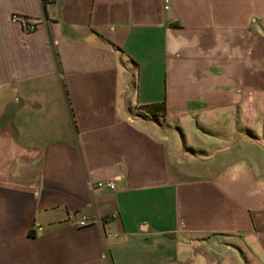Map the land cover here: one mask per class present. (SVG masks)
<instances>
[{
	"label": "crops",
	"instance_id": "0c3cea01",
	"mask_svg": "<svg viewBox=\"0 0 264 264\" xmlns=\"http://www.w3.org/2000/svg\"><path fill=\"white\" fill-rule=\"evenodd\" d=\"M211 260L264 264V0H0V264Z\"/></svg>",
	"mask_w": 264,
	"mask_h": 264
},
{
	"label": "built area",
	"instance_id": "2783aa9c",
	"mask_svg": "<svg viewBox=\"0 0 264 264\" xmlns=\"http://www.w3.org/2000/svg\"><path fill=\"white\" fill-rule=\"evenodd\" d=\"M11 21L14 24L22 27L26 32H35L38 28V25L41 24L42 20L34 18L33 16L22 15L18 13H13ZM97 188H109L114 189V182H104L103 180L96 183ZM82 225L86 224V221L81 222Z\"/></svg>",
	"mask_w": 264,
	"mask_h": 264
},
{
	"label": "trees",
	"instance_id": "16d2710c",
	"mask_svg": "<svg viewBox=\"0 0 264 264\" xmlns=\"http://www.w3.org/2000/svg\"><path fill=\"white\" fill-rule=\"evenodd\" d=\"M166 102H163L159 105H149V106H146V107H143V109L150 113L149 117H152V118H164V113H165V108H166Z\"/></svg>",
	"mask_w": 264,
	"mask_h": 264
},
{
	"label": "rangeland",
	"instance_id": "374dc122",
	"mask_svg": "<svg viewBox=\"0 0 264 264\" xmlns=\"http://www.w3.org/2000/svg\"><path fill=\"white\" fill-rule=\"evenodd\" d=\"M243 236V235H242ZM231 237V239H233L234 240V243H236L237 245H239L240 247H244V242H243V240L242 239H240L239 237H236V236H230ZM241 256V255H240ZM210 262V264H212V262H213V260H211V261H209ZM245 262H246V260H245ZM207 264H209V263H207Z\"/></svg>",
	"mask_w": 264,
	"mask_h": 264
}]
</instances>
